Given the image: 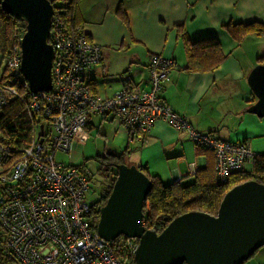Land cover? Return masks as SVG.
<instances>
[{
	"label": "built area",
	"instance_id": "obj_1",
	"mask_svg": "<svg viewBox=\"0 0 264 264\" xmlns=\"http://www.w3.org/2000/svg\"><path fill=\"white\" fill-rule=\"evenodd\" d=\"M54 10L49 37L54 49L52 90L31 93L20 72L25 29L15 35L13 50L4 60L14 84L0 85V107L25 98L34 132L31 144L7 169L3 165L10 157V146L0 132L2 259L8 264H133L137 239L120 236L107 241L97 232L91 204L85 200L92 178L55 161L57 153H70L74 144H86L92 117L119 120L129 142L140 144L157 121L166 122L196 147L214 153L215 177L221 184L246 165L252 166L257 154L247 142L224 141L197 131L162 101L163 82L175 63L161 55L150 57L146 88H122L107 99L93 95L85 74L102 63L101 47L82 31H68L60 17L63 11ZM190 174H196L194 164Z\"/></svg>",
	"mask_w": 264,
	"mask_h": 264
},
{
	"label": "crops",
	"instance_id": "obj_2",
	"mask_svg": "<svg viewBox=\"0 0 264 264\" xmlns=\"http://www.w3.org/2000/svg\"><path fill=\"white\" fill-rule=\"evenodd\" d=\"M79 21L103 55L102 63L85 74L93 95L107 99L122 88H146L150 57L161 55L175 62L163 82L164 103L197 131L224 141L247 142L256 154H264V117L248 112L256 99L247 82L264 56V39L249 36L239 45L224 29L228 24L264 25V0H80ZM208 38L219 42L224 62L214 72L187 70L186 41ZM4 67L0 60V81ZM114 121L122 128L110 116L92 117L88 140L93 127ZM125 137L122 147L110 149V154H123L127 165L146 169L163 185L178 180L181 186L193 184L191 164L200 173L214 169L211 151L196 148L186 134L164 121H157L141 144ZM244 264H264V247Z\"/></svg>",
	"mask_w": 264,
	"mask_h": 264
},
{
	"label": "water",
	"instance_id": "obj_3",
	"mask_svg": "<svg viewBox=\"0 0 264 264\" xmlns=\"http://www.w3.org/2000/svg\"><path fill=\"white\" fill-rule=\"evenodd\" d=\"M1 6L25 23L20 72L30 92H50L54 49L49 37L54 6L50 0H2ZM247 82L256 99L248 112L263 118L264 64L250 72ZM115 168L116 181L100 210L97 232L107 241L120 236L137 239L133 264H243L264 247L263 184L242 183L224 196L216 216L189 212L157 234L145 227L143 213L152 182L136 166Z\"/></svg>",
	"mask_w": 264,
	"mask_h": 264
},
{
	"label": "trees",
	"instance_id": "obj_4",
	"mask_svg": "<svg viewBox=\"0 0 264 264\" xmlns=\"http://www.w3.org/2000/svg\"><path fill=\"white\" fill-rule=\"evenodd\" d=\"M1 1L0 60H5L13 50L15 35L24 31L25 23L7 14L2 9ZM50 1L56 10L61 9L63 11L60 17L68 31H82L81 33L85 34L79 21L80 0ZM63 1H66L67 4L64 5ZM122 21L124 24H128L124 13H122ZM224 29L239 45L249 36L264 39V25L259 22L238 25L228 24L224 26ZM86 36L89 38L88 35ZM182 37L185 38V34ZM185 48L187 50V70L214 72L225 60V55L219 42L214 38L203 39L195 43L186 41ZM262 64H264V56L258 58V65ZM6 84H14V82L10 78L9 71L4 68L0 85ZM19 90L23 93L26 92V89L23 87H20ZM26 101L25 98L18 97L0 107V132L6 143L10 146V157L5 165H3L4 169H7L20 157L21 151L31 144L33 138L34 123L27 110ZM40 124H42L41 121ZM124 157L123 154L119 156L110 153L105 156L96 157L98 162H101V172L105 178L103 192L99 199L91 204V214L96 227L100 218V210L106 204L116 181L118 171L115 166L125 165ZM106 162L111 163L104 164ZM77 169L84 172L80 168ZM139 170L152 182V190L144 203L145 227L160 234L174 219L189 212H202L216 216L224 196L232 188L242 183L253 180L264 185V154L256 155L250 171L242 170L230 175L226 184H221L216 180L214 169L204 173L196 172L194 183L187 186H181L178 182L171 185H163L157 177L149 175L146 169L139 168ZM3 237L4 233L0 229V242ZM7 263V261L2 259V249L0 246V264Z\"/></svg>",
	"mask_w": 264,
	"mask_h": 264
},
{
	"label": "rangeland",
	"instance_id": "obj_5",
	"mask_svg": "<svg viewBox=\"0 0 264 264\" xmlns=\"http://www.w3.org/2000/svg\"><path fill=\"white\" fill-rule=\"evenodd\" d=\"M89 135L90 139L85 145L74 144L70 153H57L55 161L67 168H80L92 177L90 190L85 197L86 202L92 204L99 199L105 183V178L101 172V164L96 158L97 155L101 157L109 154L110 149L122 147L123 142L127 139L125 132L115 121L105 122L102 126L93 127Z\"/></svg>",
	"mask_w": 264,
	"mask_h": 264
},
{
	"label": "flooded vegetation",
	"instance_id": "obj_6",
	"mask_svg": "<svg viewBox=\"0 0 264 264\" xmlns=\"http://www.w3.org/2000/svg\"><path fill=\"white\" fill-rule=\"evenodd\" d=\"M98 160V159H97ZM100 160V159H99ZM101 163V162H100ZM107 163H111V162H106V163H104V164H107ZM113 168V167H112ZM114 169V168H113Z\"/></svg>",
	"mask_w": 264,
	"mask_h": 264
}]
</instances>
